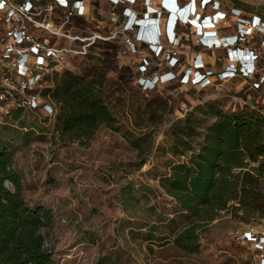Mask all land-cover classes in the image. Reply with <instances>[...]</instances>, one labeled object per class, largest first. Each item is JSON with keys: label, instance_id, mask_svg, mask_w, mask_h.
Segmentation results:
<instances>
[{"label": "rangeland", "instance_id": "1", "mask_svg": "<svg viewBox=\"0 0 264 264\" xmlns=\"http://www.w3.org/2000/svg\"><path fill=\"white\" fill-rule=\"evenodd\" d=\"M105 1L90 0L93 6L87 16L71 18L68 23L76 35L110 37L97 39L86 55L70 58L64 71L44 82L40 92L53 105V113L10 108L7 116L0 117V131L15 151L14 168L22 178L25 200L32 207L41 205L52 211L51 222L43 232L55 264H264V247L257 248L255 239H238L245 232L261 238L264 217L236 212L233 202L208 225L198 228L197 251L177 247L174 239L192 217L161 183L171 165L188 159L173 153L174 149L181 150L176 144L182 143L174 134L186 126L188 116L206 119L209 104H217L225 112L241 105L264 108L263 80L259 85L254 76L241 72L222 75L231 64L229 37L241 36V18L264 17V0H215L217 10L211 4L203 8L201 0H193L203 16L226 13L215 28L221 42L213 47L202 43L200 30L191 23L179 24L181 41L169 44L166 12L159 13L158 38L154 42L141 38L139 29L125 30L119 19L121 7ZM161 1L151 0L150 5L162 10ZM188 2L193 3L180 0L181 5ZM131 8L139 17L147 10L144 0H136ZM236 8L240 10L236 12ZM179 17L183 22L184 17ZM39 32L50 36L48 31ZM263 37L264 32L255 27L250 35L239 39L241 47L259 54L260 73L264 72ZM149 42L161 44L162 53L156 55ZM172 57L179 60L175 66L171 65ZM199 61L205 66L201 68L204 73H212L207 84H195L192 79ZM244 62L240 66L246 70ZM141 64L147 66L146 71H140ZM66 71L83 81L97 74L105 76H99L101 91L121 126L120 132L103 125L89 145L63 136L57 124L59 104L44 95V90L53 88ZM170 71L175 72V78L165 81L163 77ZM185 74L188 80L183 79ZM156 76V86L145 90L142 78ZM206 120L199 128L201 134L212 121ZM128 137H140L141 148L133 146ZM201 139V135L195 138L193 148ZM6 184L14 188L10 182Z\"/></svg>", "mask_w": 264, "mask_h": 264}, {"label": "trees", "instance_id": "2", "mask_svg": "<svg viewBox=\"0 0 264 264\" xmlns=\"http://www.w3.org/2000/svg\"><path fill=\"white\" fill-rule=\"evenodd\" d=\"M257 16L264 22V17ZM261 42L264 45V37ZM262 75L257 68L256 77ZM99 76L105 77L97 74L83 81L66 71L53 88L44 90V95L59 104L58 130L81 145H89L103 125L121 131L102 94ZM205 115L212 121L202 134L199 128L207 120L191 115L185 119L186 126L175 132L182 146L176 144L181 150L174 149L173 153L188 159L171 165L170 173L161 179L166 192L192 217L174 239L175 245L187 252L199 249L198 228L228 210L231 202L236 212L264 217V110L241 105L225 112L217 104H209ZM199 135L202 139L195 149L193 142ZM128 138L141 148L140 137ZM14 161L15 151L0 131V264H55L43 232L51 222L52 211L27 203ZM7 181L14 188L7 186Z\"/></svg>", "mask_w": 264, "mask_h": 264}, {"label": "built area", "instance_id": "3", "mask_svg": "<svg viewBox=\"0 0 264 264\" xmlns=\"http://www.w3.org/2000/svg\"><path fill=\"white\" fill-rule=\"evenodd\" d=\"M109 2L112 6L123 8L122 12H119V19H122L127 32L139 29L141 38L153 40V42L158 38L159 16L163 12H166L167 15L170 14L163 7H168L174 13H176V9L179 13L180 10L184 9L185 14L180 13L182 17H185L183 22L178 20L168 35L169 44L172 45H177L181 41L177 33L179 24L188 25L189 21L197 16L200 26L196 22L194 23L200 28L201 34L202 27L205 26L204 23L212 22V17H214V24L226 17V13L222 11H217L213 16H203L198 11L196 13L192 11L194 18H190L188 16L190 14V2L181 5L180 0H162V10H157L151 6V0H144L147 10L143 17H139L138 13L131 8L136 0H109ZM209 4H212L216 10L219 8V6L215 7L219 4L215 0H201L203 8ZM0 5H2L0 6V117L7 116L10 108L45 110L48 113H53V105L40 92L44 82L64 71L70 62V58L86 55L89 47L97 39H105L110 36L99 33L90 36L76 35L72 27L68 25L71 18H85L87 16L89 8L93 6L90 0H0ZM61 9L64 10L61 12L62 15L59 14ZM240 24L243 26V29L239 31L241 36H235L234 39L229 37L230 39H228L231 41V47L228 50L231 64L227 66L222 75L235 76L241 72L243 76H254L255 83L260 85V80L264 81V72L261 78L256 77L259 54L252 48L241 47L239 39L250 35L255 27L258 32H264V22L255 15L252 19L241 18ZM246 24H249L247 29H245ZM149 28H151L150 31L147 30ZM40 30L48 31L50 36L40 33ZM150 32L153 35L151 38ZM206 33L200 37L203 38L202 43L209 42L210 46L213 47L218 43L216 42L217 32L213 31L209 35ZM61 39H71L72 41L61 42ZM74 40L79 43H73ZM127 42L135 47L136 43L131 38H128ZM150 44L153 45L151 49L156 52V55L162 53L163 46L161 44L156 45V43L149 42ZM243 55L246 59H243ZM242 60L249 63L254 62V69L250 67L246 70L242 69L240 66ZM178 61L176 57H172L170 62L172 66H175ZM196 64H198L197 70L195 76L192 77L194 83L207 84L211 80L212 73L202 71L201 68L205 67L202 61L196 62ZM141 67H143L140 68L141 72L147 70L146 65L141 64ZM165 75L163 77L165 81L175 78L173 71ZM142 79L145 90L154 88L159 80L158 76L152 79ZM183 79L188 80L189 76L185 74ZM241 238L251 241L255 239L257 248L264 247V235L260 238L250 232H245L240 238L238 237V239Z\"/></svg>", "mask_w": 264, "mask_h": 264}, {"label": "bare ground", "instance_id": "4", "mask_svg": "<svg viewBox=\"0 0 264 264\" xmlns=\"http://www.w3.org/2000/svg\"><path fill=\"white\" fill-rule=\"evenodd\" d=\"M192 2L195 4V7L197 8V4H196V1H193L192 0ZM179 8V7H178ZM176 13V16H178L179 17V12H178V9H176V11H175ZM193 14H192V12H190V14L188 15L190 18H194V16H192ZM214 19H212V21H213ZM194 22H196V24L198 25V26H200V24L198 23V21H194ZM219 22H220V20H218V22H217V24H219ZM221 23V22H220ZM205 24V26L204 27H202V33L201 34H199V35H204L206 32L208 33H212L213 31H217V30H215V28H216V26H217V24H214V23H212L211 21H209V22H207V23H204ZM198 26H193V28L197 31V30H200V28H198ZM243 27V26H242ZM207 28H210L211 30L210 31H208V30H206ZM248 27L247 26H245V29H247ZM205 29V31L203 32V30ZM147 30H151V28H149V29H147ZM216 42H221V40H220V36H218V38H217V40H216ZM243 59H246V57L243 55Z\"/></svg>", "mask_w": 264, "mask_h": 264}, {"label": "clouds", "instance_id": "5", "mask_svg": "<svg viewBox=\"0 0 264 264\" xmlns=\"http://www.w3.org/2000/svg\"><path fill=\"white\" fill-rule=\"evenodd\" d=\"M191 5H192V7H193V9H192L191 11H195V13H196L197 8L194 7L195 4L192 3ZM164 8H165L168 12H170V15H173V14H174L173 12H171V10H170L168 7L166 8V7L164 6ZM171 17H172V16L169 17L168 22H167V26H166V33H167V35H169L170 30H171V28H172V27H171V23H170V22L172 21V20H171ZM178 19H180V17H177V19H173V22L176 20V23H177V20H178ZM196 19H197V16L194 18V20H196Z\"/></svg>", "mask_w": 264, "mask_h": 264}, {"label": "crops", "instance_id": "6", "mask_svg": "<svg viewBox=\"0 0 264 264\" xmlns=\"http://www.w3.org/2000/svg\"><path fill=\"white\" fill-rule=\"evenodd\" d=\"M104 1H105V0H104ZM105 3L108 4L107 0L105 1ZM191 9H193L192 5H190V12H192ZM185 10H186V9H185ZM180 13H182V15H184V14H185L184 9L180 10ZM180 13H179V14H180ZM186 15H188V14H186ZM212 18L214 19V17H212ZM156 22H157V19H156ZM214 22H215V21H214ZM202 26H203V25H202ZM171 27H172L171 29H173V24L171 25ZM203 27H204V26H203ZM158 28L161 29L160 25H158L157 29H158ZM149 31H150V30H149ZM149 34H150V38H151L153 35L151 34V32H150ZM207 34L209 35V34H211V33L208 32V33H206V35H207ZM206 35H205V36H206Z\"/></svg>", "mask_w": 264, "mask_h": 264}, {"label": "snow or ice", "instance_id": "7", "mask_svg": "<svg viewBox=\"0 0 264 264\" xmlns=\"http://www.w3.org/2000/svg\"><path fill=\"white\" fill-rule=\"evenodd\" d=\"M0 6H2V5H0Z\"/></svg>", "mask_w": 264, "mask_h": 264}]
</instances>
